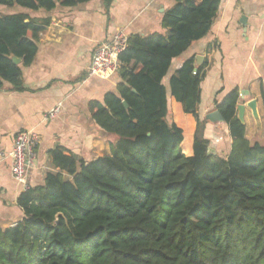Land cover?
<instances>
[{
  "label": "trees",
  "instance_id": "1",
  "mask_svg": "<svg viewBox=\"0 0 264 264\" xmlns=\"http://www.w3.org/2000/svg\"><path fill=\"white\" fill-rule=\"evenodd\" d=\"M89 1L0 5L39 12ZM174 1L162 18L167 33L130 34L117 91L89 104L93 120L117 137L111 153L86 162L51 149L56 170L21 193L23 218L0 226V264H264V145L248 139L238 117L240 90L215 101L233 139L220 157L199 114L208 61L196 66L192 56L170 75L174 60L210 32L220 0ZM50 23L0 11V89L26 90L22 66L34 61ZM170 96L196 118L190 156Z\"/></svg>",
  "mask_w": 264,
  "mask_h": 264
},
{
  "label": "crops",
  "instance_id": "2",
  "mask_svg": "<svg viewBox=\"0 0 264 264\" xmlns=\"http://www.w3.org/2000/svg\"><path fill=\"white\" fill-rule=\"evenodd\" d=\"M174 4V0H114L107 8L105 0H91L39 12L10 7L13 11L9 13L51 17L50 25L40 33L34 61L22 66L26 90H14L9 83L0 89V148L10 151L16 134L22 130H33L41 137L28 186L42 184L47 173L56 170L49 152L57 146L86 162L111 153V143L117 137L93 120L89 104L93 100L103 101L106 93L117 91L120 76L115 73L104 78L90 74L93 53L118 30L129 35L166 34L168 29L162 25V18ZM192 56L196 66L200 65L198 56L204 57L202 63L208 61L201 84L199 114L207 120L205 135L210 140V151L220 157H227L231 151L233 139L228 124L211 121L208 115L217 109L215 101H221L235 87L240 92L249 91L244 98L240 95L239 103L258 101L261 125L247 106L244 123L250 141L258 142L252 141L250 133L264 130V0H220L210 32L174 60L170 75ZM168 81L169 76L165 83ZM57 107L60 109L56 116L47 119ZM170 108L172 119L184 130L182 151L190 156L196 118L186 114L174 96H170ZM215 130L221 134L213 138L211 131ZM225 138L227 146L223 144ZM25 189L13 177L11 159L0 160V226L15 225L23 218L18 199Z\"/></svg>",
  "mask_w": 264,
  "mask_h": 264
},
{
  "label": "built area",
  "instance_id": "3",
  "mask_svg": "<svg viewBox=\"0 0 264 264\" xmlns=\"http://www.w3.org/2000/svg\"><path fill=\"white\" fill-rule=\"evenodd\" d=\"M128 44L129 34L124 30H118L110 40L102 42L93 53L89 67L90 74L107 78L118 73L121 67L120 55ZM59 109L57 107L52 110L46 118H54ZM40 141L41 137L37 132L22 130L16 134L10 151L0 148V160L11 159L13 177L17 182L23 183L26 189L29 187L27 180L30 170L37 160L36 148Z\"/></svg>",
  "mask_w": 264,
  "mask_h": 264
},
{
  "label": "water",
  "instance_id": "4",
  "mask_svg": "<svg viewBox=\"0 0 264 264\" xmlns=\"http://www.w3.org/2000/svg\"><path fill=\"white\" fill-rule=\"evenodd\" d=\"M243 20L245 21V19L243 18ZM14 61L16 63H21V59L18 58V57H14L13 58ZM204 57L203 56H198L197 57V64H201L202 61H203ZM249 91H245V90H242L240 92V95H241V98H244L246 95H248ZM246 106L249 107L252 112H253V115L257 121V124L258 126L261 125V119H260V114H259V111H258V101L257 99H251L247 102V104H243V103H239L238 104V117L239 119L241 120L242 123H245V111H246ZM208 119H210L211 121H221V122H226L223 115L221 114V112L216 109L214 111H212L209 115H208ZM211 152H214V151H211Z\"/></svg>",
  "mask_w": 264,
  "mask_h": 264
},
{
  "label": "rangeland",
  "instance_id": "5",
  "mask_svg": "<svg viewBox=\"0 0 264 264\" xmlns=\"http://www.w3.org/2000/svg\"><path fill=\"white\" fill-rule=\"evenodd\" d=\"M0 11L3 12V13H9L11 11H13V8H10L8 6H5V5H0ZM205 102V100H203V103ZM217 123V122H216ZM226 123V122H224ZM219 124H223L219 122ZM260 133H255V131H253V133H250V135L252 134V141L254 142V140L258 141L259 143L263 144L264 145V130H260L259 131ZM211 134H212V137L213 138H216L219 136V134H221V132L219 134L216 133V130L215 131H211ZM247 137H249L247 135ZM255 137V138H254ZM221 139V138H220ZM249 139V138H248ZM223 140V144L225 146H227V140L226 138L225 139H222ZM250 140V139H249ZM220 141V140H219Z\"/></svg>",
  "mask_w": 264,
  "mask_h": 264
}]
</instances>
